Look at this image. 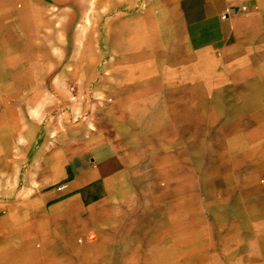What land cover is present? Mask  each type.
Instances as JSON below:
<instances>
[{"label":"rangeland","instance_id":"1","mask_svg":"<svg viewBox=\"0 0 264 264\" xmlns=\"http://www.w3.org/2000/svg\"><path fill=\"white\" fill-rule=\"evenodd\" d=\"M169 7L0 0V243L62 264H115L187 190L206 216L192 231L208 243V264L228 226L264 228V66L247 52L169 44L160 25ZM98 141L123 157V194L63 217L47 193L65 157ZM12 215L21 224L9 235Z\"/></svg>","mask_w":264,"mask_h":264},{"label":"crops","instance_id":"2","mask_svg":"<svg viewBox=\"0 0 264 264\" xmlns=\"http://www.w3.org/2000/svg\"><path fill=\"white\" fill-rule=\"evenodd\" d=\"M170 10L162 16L160 25L169 44L181 43L190 55L214 53L232 49L233 58L247 52L257 66H264V0H167ZM243 7V8H242ZM247 50V51H245ZM178 57L180 51L174 50ZM125 164L110 142L98 141L68 154L54 189L47 196L54 198L56 211L65 217L89 211L99 202H110L123 194ZM191 193L187 190L174 202L172 210L161 212L152 230L143 232L141 240L122 244L115 264H208V243L193 241V213ZM116 214L117 211L111 210ZM143 211V214H158ZM232 214L235 213L232 212ZM245 215L251 216L248 211ZM237 216V215H236ZM7 234L19 233V215H12ZM22 217H28L27 215ZM160 217V216H158ZM255 221L240 228L235 224L221 233L216 245V264H264V244L256 246L264 228ZM24 226V229H30ZM42 229L36 228V232ZM247 236L252 248L245 251L240 235ZM201 239V232L197 234ZM197 236V237H198ZM250 254V255H248ZM107 257V256H106ZM103 264H111L110 259ZM0 264H62L44 258H31L25 249L13 248L11 243H0ZM74 264V263H73ZM90 263V259L87 261Z\"/></svg>","mask_w":264,"mask_h":264},{"label":"built area","instance_id":"3","mask_svg":"<svg viewBox=\"0 0 264 264\" xmlns=\"http://www.w3.org/2000/svg\"><path fill=\"white\" fill-rule=\"evenodd\" d=\"M243 8V7H242Z\"/></svg>","mask_w":264,"mask_h":264}]
</instances>
